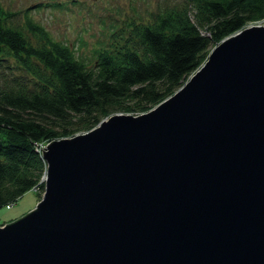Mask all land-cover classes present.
Masks as SVG:
<instances>
[{"label":"water","instance_id":"obj_1","mask_svg":"<svg viewBox=\"0 0 264 264\" xmlns=\"http://www.w3.org/2000/svg\"><path fill=\"white\" fill-rule=\"evenodd\" d=\"M0 264H264V25L214 45L146 112L46 143Z\"/></svg>","mask_w":264,"mask_h":264},{"label":"trees","instance_id":"obj_2","mask_svg":"<svg viewBox=\"0 0 264 264\" xmlns=\"http://www.w3.org/2000/svg\"><path fill=\"white\" fill-rule=\"evenodd\" d=\"M182 2V3H181ZM151 19L130 18L119 42L95 48L91 61L25 17L36 44L0 6V207L33 189L45 161L35 148L88 131L113 113L146 112L172 95L210 49L264 19V0H181ZM4 67V68H5Z\"/></svg>","mask_w":264,"mask_h":264},{"label":"rangeland","instance_id":"obj_3","mask_svg":"<svg viewBox=\"0 0 264 264\" xmlns=\"http://www.w3.org/2000/svg\"><path fill=\"white\" fill-rule=\"evenodd\" d=\"M180 1L0 0V6L12 13V16L8 18L11 24L17 25L31 43L36 44L37 38L23 27L26 16L46 29L53 39L73 47L75 53L88 62L92 60L95 48L122 41L126 36L124 23L130 21V18L140 21L151 19L159 8L180 5L182 3ZM250 25H264V21H258L247 26ZM6 63L13 66L12 62L3 61L0 70H3L4 73L8 75L13 71L15 75L21 74L19 69L6 68ZM82 132L85 131L77 133ZM42 192L38 197L37 192L30 189L9 207H0V225L33 209L42 196Z\"/></svg>","mask_w":264,"mask_h":264},{"label":"built area","instance_id":"obj_4","mask_svg":"<svg viewBox=\"0 0 264 264\" xmlns=\"http://www.w3.org/2000/svg\"><path fill=\"white\" fill-rule=\"evenodd\" d=\"M260 21H264V19L260 20ZM257 23V22H256ZM46 144H43L41 142L39 143H36L35 144V148L38 152H41L42 153V150L44 149L43 147H45ZM42 149V150H41ZM11 204H8L6 207H9Z\"/></svg>","mask_w":264,"mask_h":264}]
</instances>
